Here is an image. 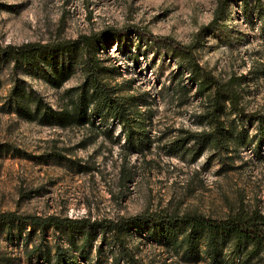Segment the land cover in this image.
<instances>
[{"label": "rangeland", "instance_id": "374dc122", "mask_svg": "<svg viewBox=\"0 0 264 264\" xmlns=\"http://www.w3.org/2000/svg\"><path fill=\"white\" fill-rule=\"evenodd\" d=\"M217 8L218 0H0L2 47L132 32L99 57L112 71L106 74L108 83L140 109L149 137L147 147L135 145L126 141L120 125L98 118L95 126L73 129L21 119L11 97L16 82L18 92L34 93L62 109L75 95L68 91L82 85L83 77L78 73L54 89L43 79L48 69L38 61L14 70V64L1 59L0 214L96 222L140 215L193 213L220 219L239 210L264 213V137L255 141L256 118L236 122L248 145L230 144L227 151L224 140L220 151L206 147L197 157L201 139L188 138L207 129L199 124L206 101L180 68V58L166 48L169 44L149 42L152 37L192 47L200 65L218 81H238L246 113L263 115V22L252 13L243 16L241 5L233 4L223 21L205 31ZM223 118L227 125L237 119L228 106ZM2 145L22 154L4 151ZM54 152L64 159L46 160ZM77 164L86 172H79ZM7 229L0 225V264H57L46 262L43 254L51 249L52 259L57 247L76 257V264H113L117 250L109 236L95 229H25L22 235L16 230L8 235ZM173 245L145 225L128 237L122 253L146 264H239L241 259L229 239L219 240L217 252L203 241L189 259ZM249 264H264V256Z\"/></svg>", "mask_w": 264, "mask_h": 264}, {"label": "trees", "instance_id": "16d2710c", "mask_svg": "<svg viewBox=\"0 0 264 264\" xmlns=\"http://www.w3.org/2000/svg\"><path fill=\"white\" fill-rule=\"evenodd\" d=\"M233 4L241 5L243 16L249 17V14L252 13L263 22L264 37V0H218L215 18L211 25L204 30L211 31L216 24L223 21ZM131 34L132 32L129 30L107 31L89 36L83 35L77 40L47 44L31 43L18 47L0 46V60H4L8 65L14 64V70L32 65L36 61L43 64L48 69L47 73H43V79L54 89H61L78 73L83 77L82 85L68 91L75 95L70 97L69 103L62 109L52 108L34 93L22 94L21 91L18 92L20 86L16 82L11 91L15 113L29 123L36 122L41 126L60 129L95 126L98 118L102 123L112 122L120 125L126 141L147 147L144 144L149 140L148 131L140 109L129 103L131 98L121 96L119 91L108 83L106 74L112 71L99 57L100 52L107 50L114 43L119 45ZM136 37L139 40H144V35L141 33H136ZM163 41L165 42H162L161 39L149 38L150 45L154 43L156 47H161V43L169 44L166 48L180 58V68L189 75L191 84L196 86L198 94L206 101L199 124L204 125L207 129L197 134H190L188 138V140L201 139V141H195H198L197 157L206 147L220 151L224 140H227L225 146L227 151L230 150L228 147L230 144H234L238 148L248 145L246 132L238 131L236 126V122L240 120L256 118L259 129L255 141L258 142L257 138L264 137V114L246 113L240 102V94L236 89L238 81L231 80L225 84L221 83L216 76L200 65L192 47L173 45L167 43L166 39ZM227 106L230 114L237 118L228 125L225 124L226 121L223 118ZM2 148L4 151L12 150L17 155L22 154L20 150L9 145H2ZM53 158L64 159L55 152L46 156V160ZM77 168L81 173L86 172L79 164H77ZM0 225L7 226L8 235L13 230L22 235L25 229L39 231L95 229L104 238L109 236L117 248L116 251H112L113 264H146L132 253L127 255L122 253L125 251L128 237L132 236L137 228H142L145 225L158 230L165 243L176 244L173 246L183 249L188 259L198 253L203 241L208 244L211 251L217 252V243L222 238L233 242L236 258L241 256L239 264H249L250 260L255 257L261 259L264 256V213L260 211L239 210L220 219L187 213L184 215H140L96 222L58 216H21L10 212L0 214ZM43 254L46 262L75 263L76 257L71 256L69 252H64L60 247L56 248L52 259L51 249L47 248Z\"/></svg>", "mask_w": 264, "mask_h": 264}]
</instances>
